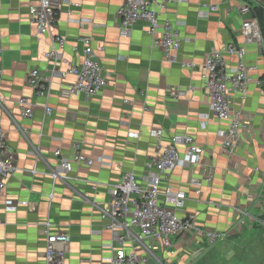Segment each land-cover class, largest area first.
I'll list each match as a JSON object with an SVG mask.
<instances>
[{"label": "crops", "instance_id": "crops-1", "mask_svg": "<svg viewBox=\"0 0 264 264\" xmlns=\"http://www.w3.org/2000/svg\"><path fill=\"white\" fill-rule=\"evenodd\" d=\"M243 1L169 0L162 19H170L183 36L177 56L170 59L153 44L147 22L137 21L128 34L122 32L118 11L123 0L65 2L51 31L43 34L29 14L38 0H0L5 96L0 117L17 164L0 198V264H46L41 223L48 219L54 223L53 231L70 234L67 264H110L106 259L114 251L109 246L114 235L105 227L107 219L100 208L110 200V186L123 172L132 171L145 182L146 162L157 153L156 128L162 129L166 142L187 134L204 148L198 164L177 166L161 175L163 191L171 186L187 193L186 213L195 215L204 235L193 230L173 238L175 254L157 242L155 258H163L165 264H212L232 236L264 215V45L247 41L241 33L243 22L252 17L241 11ZM213 4L219 9L210 10ZM55 34L67 37L64 55L77 62L83 55L80 38L92 37L108 81L99 94L65 96L74 75H56L48 96L28 83V73L35 67L52 74L54 61L45 55ZM232 42L247 47L246 61L255 69L245 97L233 95L232 105L242 112L244 130L235 151L229 153L219 135L226 123L211 109L202 67L213 49ZM226 59L230 66L237 64L235 56ZM174 87L185 94L170 97ZM23 96L34 103L31 118H25L18 105ZM47 106L53 109L51 114ZM75 141L82 143L95 164L72 162L67 177L55 180L49 174L60 167L55 152L60 149L71 157ZM179 148L185 155V147ZM34 149L40 155H33ZM193 179L202 182L201 194L195 192ZM18 200L28 203L10 210ZM215 232L223 238L212 244L208 234ZM151 264H157L156 259Z\"/></svg>", "mask_w": 264, "mask_h": 264}, {"label": "built area", "instance_id": "built-area-1", "mask_svg": "<svg viewBox=\"0 0 264 264\" xmlns=\"http://www.w3.org/2000/svg\"><path fill=\"white\" fill-rule=\"evenodd\" d=\"M71 0H38L29 9L31 21L37 32L43 34L50 32L58 15V9L65 2ZM257 2V0H253ZM169 0H123L119 11V22L122 32L128 34L131 26L137 21L148 23V32L154 35L153 44L161 48L170 59L175 58L181 48L183 36L173 26L170 19H162V14L167 10ZM241 11L251 13L250 4L243 1ZM219 9L213 4L210 10ZM241 33L247 41H258L264 45V35L257 18L253 16L243 22ZM83 45V55L80 62L67 59L64 49L67 37L62 34L53 35L52 46L46 53V58L54 61L50 76L45 75L39 68L29 71L27 81L40 95H49L53 78L74 75L75 80L64 91L65 96L84 93L87 96L99 94L107 85V76L102 62L97 58L93 48V39L90 36L80 38ZM2 53L0 31V55ZM247 47L234 42L213 49L207 56L203 67L204 85L210 98L213 113L219 121L226 126L219 131L223 137V149L233 153L237 147L239 137L244 130L243 116L240 110H235L232 105L233 95L239 93L245 97L246 87L251 80L250 73L255 67L246 61ZM235 56L237 64L230 66L227 56ZM60 63L66 64L62 69ZM4 78L3 69L0 67V104L5 101L1 85ZM185 91L178 87L170 89L169 96L178 98ZM18 105L25 118L34 114V103L30 97L23 96L18 100ZM48 114L53 112L46 107ZM208 117H203L202 124L207 126ZM26 133V128H21ZM157 139V153L146 162L145 182H142L134 172L125 171L119 181L110 186L111 198L100 208L101 216L107 219L105 227L114 235V241L109 244L114 249L107 257L110 264H151L152 258L157 264H165L163 258H155L156 243L160 242L171 254H175L173 238L184 236L193 230L204 235L202 229L196 224V217L186 213L187 193L168 187L162 189L161 175L171 173L177 166L198 164L201 162L204 148L198 144L192 135H177L171 141H164L162 129L156 128L153 134ZM180 145L185 147V155L181 154ZM33 155H40L39 149L32 151ZM60 157V167L49 174L56 180L67 177L71 170L72 162L85 165L95 164V159L85 155L80 141L73 143L71 157L64 156L58 149L55 152ZM101 163L112 166L111 161L100 159ZM17 170L16 156L8 144L7 133L0 117V198L7 188L10 177ZM259 171V168H256ZM34 172H38L36 168ZM196 186L195 192L202 193V182L192 180ZM53 197V192L50 194ZM27 200H18L15 210L20 204H27ZM240 210V209H239ZM45 240L46 264H67L70 252L71 237L65 231H53L54 223L48 219L41 223ZM210 243L214 244L223 238L220 233L208 234Z\"/></svg>", "mask_w": 264, "mask_h": 264}, {"label": "rangeland", "instance_id": "rangeland-1", "mask_svg": "<svg viewBox=\"0 0 264 264\" xmlns=\"http://www.w3.org/2000/svg\"><path fill=\"white\" fill-rule=\"evenodd\" d=\"M212 264H264V215L232 236L221 253L212 258Z\"/></svg>", "mask_w": 264, "mask_h": 264}, {"label": "trees", "instance_id": "trees-1", "mask_svg": "<svg viewBox=\"0 0 264 264\" xmlns=\"http://www.w3.org/2000/svg\"><path fill=\"white\" fill-rule=\"evenodd\" d=\"M244 1L250 4L251 15L259 20L263 31L264 30V0H260L257 2H254L253 0H244Z\"/></svg>", "mask_w": 264, "mask_h": 264}]
</instances>
